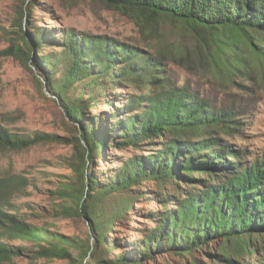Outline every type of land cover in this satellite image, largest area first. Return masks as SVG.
I'll list each match as a JSON object with an SVG mask.
<instances>
[{"label":"trees","instance_id":"1","mask_svg":"<svg viewBox=\"0 0 264 264\" xmlns=\"http://www.w3.org/2000/svg\"><path fill=\"white\" fill-rule=\"evenodd\" d=\"M95 1L133 19L142 33L156 41L157 52L73 28L62 31L57 40L45 32H28L20 22L19 40H11L1 53L45 70L56 100L79 124L78 133L71 139L51 132H24L0 120V151L38 143L74 144L76 156L70 167L75 178L61 181L55 193L63 200L60 214L89 221L93 242H79L21 218L12 210V199L25 192L29 178L23 173L0 175V264H17L14 259L25 253V246L8 242L18 239L35 242L34 257L68 259L74 264H143L156 250L187 256L218 240L222 244L217 251L207 254L216 264L222 259L225 264H238L234 253L251 254L264 242V150L255 153L234 141L246 114L238 99L217 106L189 85L178 86L168 75L167 62L172 59L193 67L200 63L213 68L223 81H233L249 62L236 50L237 41H242L264 64V0ZM34 3L29 0L20 9V19L30 17ZM168 19L188 26L200 45L182 50L174 44V49L162 50L164 38L158 36V27ZM205 30L211 35L202 34ZM44 46L52 50L40 57L37 52ZM59 68L61 77L53 82ZM107 88L122 89L126 99L106 120L104 130L92 120L83 121V113ZM106 99L113 107V101ZM106 147L151 149L149 154L141 151L127 157L108 181L101 182L90 164L93 155H103ZM149 180L167 181L178 192L164 197L158 191L156 197H164L160 201L166 208L157 212L156 225L145 231L143 239L132 242V256L122 253L108 259L106 232L145 194L133 187ZM108 205L115 207L114 214L108 213ZM73 247L81 249L79 259Z\"/></svg>","mask_w":264,"mask_h":264},{"label":"rangeland","instance_id":"2","mask_svg":"<svg viewBox=\"0 0 264 264\" xmlns=\"http://www.w3.org/2000/svg\"><path fill=\"white\" fill-rule=\"evenodd\" d=\"M28 3L29 0H0V120L8 127L24 132H51L72 139L78 133L79 124L73 123L67 117L65 110L56 100L57 96L45 78V70L32 62L28 63L30 67L15 55L1 53L11 45V40H19L20 22L21 28L26 25L28 32H45L57 40L62 37V31L73 28L80 33L108 35L155 53L156 41L142 33L133 19L99 1L35 0L30 17L20 19V9L27 7ZM202 34L211 35L206 30L202 31ZM162 35L164 42L161 49L165 52L174 49V44L180 45L182 50L200 45L188 26L169 19L158 27V36ZM237 43L236 50L247 55L249 62L241 76L235 77L233 81H223L220 76L215 75L213 68H203L200 63L194 67L190 63L185 66L170 59L167 62V71L178 86L189 85L201 95L214 100L217 106L237 102L238 99L246 114L243 116L245 122L242 130L235 135L234 141L257 153L264 150V64L252 55L246 44L242 41ZM50 50L51 46H44L37 55L42 57ZM60 73L61 68L55 72L53 82L59 81ZM38 79L41 83H38ZM98 91L95 89V93ZM106 97L113 101V107L109 105ZM125 99L126 94L122 89L107 88L95 101V105L84 109L83 121L92 120L96 126L105 130L106 120L108 121L111 113L120 107ZM150 149L137 151L133 148L117 150L114 147H106L103 155H93L90 171L101 182H106L127 157L141 151L149 154ZM75 153L73 143L59 142L38 143L19 150L0 151V175L23 173L29 178L31 184L25 192L12 199V210L21 218L51 232L74 237L79 242L89 240L92 243L89 221L78 215L60 214L63 200L55 193L61 181L75 178L70 167V162L75 160ZM133 189H138V192L143 189L145 194L139 195L130 212L125 217L117 218L106 232L104 246L108 259H116V256L122 253L132 256V242L143 239L145 231L156 225L153 220L157 212L166 208L160 199L177 191L167 181L157 184L150 180L140 186H134ZM158 191L164 197L159 194L156 197ZM171 206L172 204L168 205ZM107 208L108 213L114 214L116 211L113 205H108ZM8 242L26 247L25 253L14 259L17 264H74L68 259L34 257V241L18 239ZM221 244L222 241H209L202 249L196 248L193 255L187 256L173 251L156 250L148 259L145 258L143 264H216L207 253L216 252ZM258 245L257 250L251 254L234 253V259L238 264L264 262V242ZM80 250L71 248L74 257L78 259ZM88 258L89 256L86 257ZM221 263L225 264L227 261L222 259Z\"/></svg>","mask_w":264,"mask_h":264}]
</instances>
